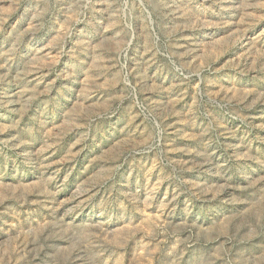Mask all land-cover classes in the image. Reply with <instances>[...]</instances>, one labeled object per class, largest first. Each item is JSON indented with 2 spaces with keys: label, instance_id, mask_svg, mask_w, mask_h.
<instances>
[{
  "label": "rangeland",
  "instance_id": "374dc122",
  "mask_svg": "<svg viewBox=\"0 0 264 264\" xmlns=\"http://www.w3.org/2000/svg\"><path fill=\"white\" fill-rule=\"evenodd\" d=\"M0 264H264V0H0Z\"/></svg>",
  "mask_w": 264,
  "mask_h": 264
}]
</instances>
